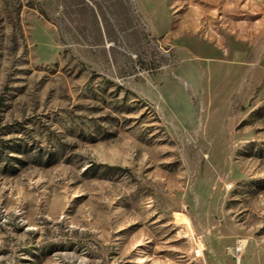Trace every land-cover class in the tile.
<instances>
[{"label":"rangeland","instance_id":"obj_1","mask_svg":"<svg viewBox=\"0 0 264 264\" xmlns=\"http://www.w3.org/2000/svg\"><path fill=\"white\" fill-rule=\"evenodd\" d=\"M240 240L264 264V0H0V264Z\"/></svg>","mask_w":264,"mask_h":264},{"label":"built area","instance_id":"obj_2","mask_svg":"<svg viewBox=\"0 0 264 264\" xmlns=\"http://www.w3.org/2000/svg\"><path fill=\"white\" fill-rule=\"evenodd\" d=\"M243 241H239L237 243V246L235 247V257L237 259L238 264L240 263V258H241V252H242V248H243ZM194 247H195V259H201L204 256V252H205V246L204 244L200 241L197 240L194 242Z\"/></svg>","mask_w":264,"mask_h":264},{"label":"bare ground","instance_id":"obj_3","mask_svg":"<svg viewBox=\"0 0 264 264\" xmlns=\"http://www.w3.org/2000/svg\"><path fill=\"white\" fill-rule=\"evenodd\" d=\"M195 254V253H194Z\"/></svg>","mask_w":264,"mask_h":264}]
</instances>
